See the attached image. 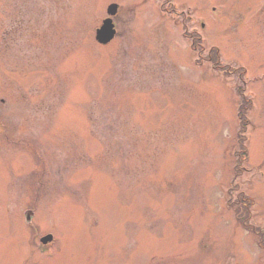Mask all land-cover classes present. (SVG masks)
Masks as SVG:
<instances>
[{
	"label": "rangeland",
	"instance_id": "obj_1",
	"mask_svg": "<svg viewBox=\"0 0 264 264\" xmlns=\"http://www.w3.org/2000/svg\"><path fill=\"white\" fill-rule=\"evenodd\" d=\"M0 264H264V0H0Z\"/></svg>",
	"mask_w": 264,
	"mask_h": 264
},
{
	"label": "water",
	"instance_id": "obj_2",
	"mask_svg": "<svg viewBox=\"0 0 264 264\" xmlns=\"http://www.w3.org/2000/svg\"><path fill=\"white\" fill-rule=\"evenodd\" d=\"M117 11H118V6L115 4H112L108 8L109 18L107 20H105L103 22L102 26L100 27V29L96 31V41L99 44L107 45V44L111 43L114 40V38L116 37L117 32H116L115 25L113 23L111 16H115ZM31 217H32L31 214H28V220ZM50 241H52L51 236H47V237L42 239V242L45 244H47Z\"/></svg>",
	"mask_w": 264,
	"mask_h": 264
},
{
	"label": "trees",
	"instance_id": "obj_3",
	"mask_svg": "<svg viewBox=\"0 0 264 264\" xmlns=\"http://www.w3.org/2000/svg\"><path fill=\"white\" fill-rule=\"evenodd\" d=\"M216 51H213L212 53H215ZM244 153H246V152H244ZM245 156H246V154H245ZM237 175H238V173H237Z\"/></svg>",
	"mask_w": 264,
	"mask_h": 264
},
{
	"label": "bare ground",
	"instance_id": "obj_4",
	"mask_svg": "<svg viewBox=\"0 0 264 264\" xmlns=\"http://www.w3.org/2000/svg\"><path fill=\"white\" fill-rule=\"evenodd\" d=\"M118 15V14H117ZM114 23V22H113ZM115 25V24H114ZM115 28H116V25H115Z\"/></svg>",
	"mask_w": 264,
	"mask_h": 264
}]
</instances>
